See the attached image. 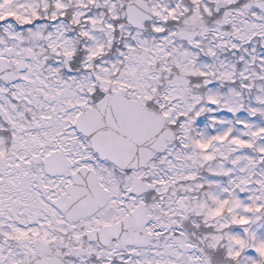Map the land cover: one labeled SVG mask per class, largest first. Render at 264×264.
<instances>
[{"label":"snow or ice","instance_id":"1","mask_svg":"<svg viewBox=\"0 0 264 264\" xmlns=\"http://www.w3.org/2000/svg\"><path fill=\"white\" fill-rule=\"evenodd\" d=\"M0 264H264V0H0Z\"/></svg>","mask_w":264,"mask_h":264}]
</instances>
